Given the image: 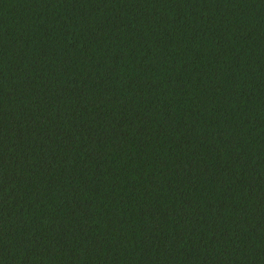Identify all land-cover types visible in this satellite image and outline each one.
Listing matches in <instances>:
<instances>
[{
    "label": "trees",
    "instance_id": "1",
    "mask_svg": "<svg viewBox=\"0 0 264 264\" xmlns=\"http://www.w3.org/2000/svg\"><path fill=\"white\" fill-rule=\"evenodd\" d=\"M0 264H264V0H0Z\"/></svg>",
    "mask_w": 264,
    "mask_h": 264
}]
</instances>
